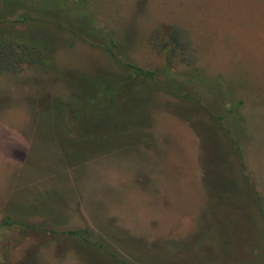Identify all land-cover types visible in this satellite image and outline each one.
<instances>
[{"label": "rangeland", "instance_id": "374dc122", "mask_svg": "<svg viewBox=\"0 0 264 264\" xmlns=\"http://www.w3.org/2000/svg\"><path fill=\"white\" fill-rule=\"evenodd\" d=\"M29 5H0L37 44L0 72V264H264V0Z\"/></svg>", "mask_w": 264, "mask_h": 264}, {"label": "trees", "instance_id": "16d2710c", "mask_svg": "<svg viewBox=\"0 0 264 264\" xmlns=\"http://www.w3.org/2000/svg\"><path fill=\"white\" fill-rule=\"evenodd\" d=\"M10 1H16L21 2V0H0L1 4H6ZM30 3V5L34 4H48L51 2V0H24ZM72 0H54L55 5L59 4L60 7L63 5H66L67 2H71ZM29 5V6H30ZM67 8V7H65ZM63 10V9H62ZM26 9H24V12L22 11L20 13V16L18 19H16V22H27L31 20H36L39 17L34 16L32 13L25 12ZM41 19V18H40ZM4 24V21L2 20V17L0 16V72L2 71H9V70H17L19 68V65L23 63L24 54L26 49L32 48L37 46L33 41L27 40L25 37H20V35H13L6 32H2L3 28L2 25ZM26 55V54H25ZM123 65L133 74L138 75L146 78H152L155 75V71L145 69L143 67L137 66L132 62L129 61H123ZM254 202L258 207L259 212L261 215L264 216V207L259 199L257 193L254 191ZM69 233H74V231H68Z\"/></svg>", "mask_w": 264, "mask_h": 264}]
</instances>
